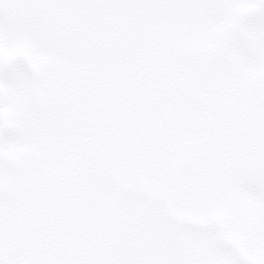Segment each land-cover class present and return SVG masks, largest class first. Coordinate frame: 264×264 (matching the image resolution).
Listing matches in <instances>:
<instances>
[{"label":"snow or ice","instance_id":"snow-or-ice-1","mask_svg":"<svg viewBox=\"0 0 264 264\" xmlns=\"http://www.w3.org/2000/svg\"><path fill=\"white\" fill-rule=\"evenodd\" d=\"M0 264H264V0H0Z\"/></svg>","mask_w":264,"mask_h":264}]
</instances>
